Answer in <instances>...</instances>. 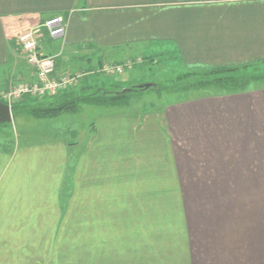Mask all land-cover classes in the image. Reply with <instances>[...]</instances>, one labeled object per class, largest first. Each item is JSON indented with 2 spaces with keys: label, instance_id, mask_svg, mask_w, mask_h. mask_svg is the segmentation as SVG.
<instances>
[{
  "label": "crops",
  "instance_id": "0c3cea01",
  "mask_svg": "<svg viewBox=\"0 0 264 264\" xmlns=\"http://www.w3.org/2000/svg\"><path fill=\"white\" fill-rule=\"evenodd\" d=\"M54 14L65 33L53 39L44 30L38 47L65 56L56 76L133 56L165 68L172 57L193 71L264 64V0H0V91L33 77L16 36ZM191 93L173 102L155 95L148 108L138 97L122 108L105 106L104 115L95 106L93 128L71 111L15 114L17 140L0 137V264H264V227L237 242L209 233L193 249L192 239L167 248L157 236L133 232L135 224L108 223L109 216L142 211L127 210L126 198L206 191L191 182L219 173L199 169L222 159L231 178L264 171V80L237 93ZM38 99L28 101H45ZM65 115L81 120L33 142L24 133ZM250 161L260 167L243 168Z\"/></svg>",
  "mask_w": 264,
  "mask_h": 264
},
{
  "label": "rangeland",
  "instance_id": "374dc122",
  "mask_svg": "<svg viewBox=\"0 0 264 264\" xmlns=\"http://www.w3.org/2000/svg\"><path fill=\"white\" fill-rule=\"evenodd\" d=\"M15 49L19 50L16 45ZM64 59H66L64 55L55 59L56 71H58L57 67L60 60L62 62ZM171 59L172 57L168 58V62H166L168 66L165 68V66L162 65L163 63H158V60L155 58L133 56L124 62H115L114 64L123 66L124 71L120 73L115 72L114 74L101 71L102 64L105 63V60L100 61L97 65V69H88L87 65L84 64L79 70L75 69L74 72H69L84 73L81 77L83 81L72 87L73 91L69 96L63 97L59 94L51 99L46 97L45 99L42 98L45 101L38 99L42 101L35 104H31L25 99L22 101L21 99L12 100L9 106H11V111L14 109L12 114V118H14L11 123L0 125V137L1 135L6 136V138L12 142L17 140V134L15 136L14 133L17 129H20L19 120H17L15 116L20 113V111H27L33 116H41L48 112L44 110V107H51L52 105H58L65 101L70 102L67 106L68 110L65 111H71L80 116L82 115L81 118L85 117V121H87V123L85 122L83 125H89L93 128L90 122H93V118L96 115L93 114V112L89 114V110H92L95 106H99L103 108L101 109V114L104 115V113L109 111L105 106H108L109 109H115L117 107L108 102H101L104 98L115 94V92H123L126 89L138 92L139 89L137 88L140 84H155L145 91H139L142 94H136V98L140 97V99L137 100L139 101L138 104H143L144 108H148L152 103L158 101L154 94L156 88H153L156 86L167 88L163 92L165 96L161 97V101L173 102L175 99H184L189 95V92L176 91L173 87L181 86L183 87L182 89H184L187 85H196V83H199L196 74L204 70H195L197 73L193 70H181ZM21 65L25 67L23 62ZM161 68L166 70L165 75L162 74ZM242 68L247 69L248 73L252 76L264 77V64H255ZM168 69H173L174 71L171 72L168 71ZM2 77L5 76L0 72V82ZM15 84L16 83H13L11 88ZM5 88L6 89L3 90L9 91L11 89L8 88V85H6ZM196 91L197 93L208 94L209 91L217 90L213 88V86H210L202 90L196 89ZM191 94H193V92ZM123 102L125 104L126 101ZM64 117L66 119L62 117L53 122L47 119L45 122H41L36 128L29 127L24 133L33 142L39 138H47L48 135L55 132H64L61 128L62 126L75 127L81 120L77 119L79 117L75 115L70 119V115H65ZM91 128L90 130H93ZM62 134L64 135V133H61V135ZM18 140H21L20 135ZM249 159L254 160L253 158ZM223 160H226V162L228 161L227 159L220 160L221 164L219 167L211 166L201 167V169H199L206 170V172L214 170L219 171V173L199 174L198 178H195V180L191 182V184L194 185L202 184L200 187H205L207 189L206 191L200 190L199 192H191L189 194L126 198L122 201H125L128 208L127 210L132 211V209H141L142 211L138 213H122L120 215L109 216L108 223H120L123 221L129 224H135L139 230L137 229L133 232H139L141 235L143 233V235L149 238L157 236L160 241L163 242V246L167 248L176 246L179 243L187 244V240L192 239L196 244H191V247L195 249L198 247L199 244L197 243H199L200 239L204 238L209 233L217 232V234H220L221 240L229 239H223L222 237L227 235L231 240H235L236 242L241 239L247 240L250 238L249 234L254 232L253 229L259 230L264 227V171H240L236 172V177L233 176V178H231L230 174L227 172L229 171V166H227ZM241 160H243V158ZM207 163L209 162L202 161L203 165H207ZM249 163H245L243 168L248 167L255 169L260 167L259 164L256 166L254 161H250ZM209 182H211V185ZM200 187L198 186L195 188ZM214 187L216 188L208 190V188ZM158 191L164 190L159 189ZM137 202L140 207H135L134 203ZM128 203H131V207H129ZM230 231H234L235 234L228 233ZM235 235L236 237H234ZM88 237L89 235L81 236L82 240L80 241H87ZM179 240L180 242L178 243ZM222 254L228 255L231 253H228L227 250Z\"/></svg>",
  "mask_w": 264,
  "mask_h": 264
},
{
  "label": "built area",
  "instance_id": "2783aa9c",
  "mask_svg": "<svg viewBox=\"0 0 264 264\" xmlns=\"http://www.w3.org/2000/svg\"><path fill=\"white\" fill-rule=\"evenodd\" d=\"M66 23L62 16L54 14L45 18L42 23L33 24L22 28L17 34L16 49L20 58L34 71L33 77L29 80L22 79L6 92H0L1 100L10 105L12 100L29 98H43L46 96L55 97L61 92L74 87L80 83L83 72L66 73L55 75V58L43 54L38 47L39 41L43 38L44 30L49 37L55 39L62 37L65 33ZM101 71L104 73L123 72L124 67L117 64L105 62Z\"/></svg>",
  "mask_w": 264,
  "mask_h": 264
},
{
  "label": "trees",
  "instance_id": "16d2710c",
  "mask_svg": "<svg viewBox=\"0 0 264 264\" xmlns=\"http://www.w3.org/2000/svg\"><path fill=\"white\" fill-rule=\"evenodd\" d=\"M255 65V64H254ZM242 67H249L248 65H241V67H218V68H213V69H207L204 71H201V73H197V79H199V83H196V85H187L185 86L186 88L182 89L183 87L181 86H174L173 88L176 91H185V93L189 94L191 92L196 91V89H204L210 86H213L218 92L222 91L225 93H237L241 92L246 84H248L250 81L253 80H259L263 79L264 77H257L255 75H251L248 73L247 69L242 68ZM193 72V73H195ZM223 73V74H222ZM242 77V78H241ZM195 79V78H194ZM156 88L154 93L157 96V98H160L164 92L165 89L167 88H160L158 86L153 87ZM139 91H145V89L138 88ZM72 88H69L68 90L61 92L60 95L65 97L69 96V94L72 93ZM137 92L134 90H125L123 92H115V94L108 96L104 98L101 102H108L112 105H115L117 107H123L127 106L129 104L130 100L136 99V94H142L141 92ZM191 91V92H190ZM136 92V93H135ZM138 94V95H139ZM29 97H23L25 100H29L32 98ZM21 99V101L23 100ZM123 101H126L125 104ZM70 102H61L58 105H52L51 107L46 106L44 107L45 111H48L47 113L42 114L41 116H47V115H57L59 112L68 110L67 106L69 105ZM153 104V103H152ZM107 107V106H106ZM14 109H12V114H13ZM54 112V113H51Z\"/></svg>",
  "mask_w": 264,
  "mask_h": 264
},
{
  "label": "water",
  "instance_id": "95a60500",
  "mask_svg": "<svg viewBox=\"0 0 264 264\" xmlns=\"http://www.w3.org/2000/svg\"><path fill=\"white\" fill-rule=\"evenodd\" d=\"M154 85H155L154 83L140 84L138 85V88L146 90L150 88V86H154ZM12 120L13 118L11 113V107L0 101V125L7 123L9 124L12 122Z\"/></svg>",
  "mask_w": 264,
  "mask_h": 264
}]
</instances>
